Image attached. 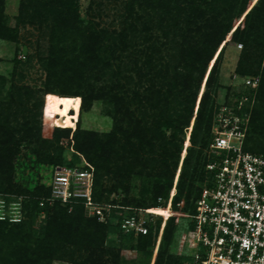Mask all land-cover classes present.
<instances>
[{
  "label": "trees",
  "instance_id": "1",
  "mask_svg": "<svg viewBox=\"0 0 264 264\" xmlns=\"http://www.w3.org/2000/svg\"><path fill=\"white\" fill-rule=\"evenodd\" d=\"M251 1L91 0L82 12L80 0H19L11 23L6 0H0V40L18 44L29 26L44 38L42 50L37 40L39 86L26 83L32 56L15 59L9 81L0 74V94L10 84L6 97H0V193L23 198L19 221L11 220L7 210L13 202L5 200L0 264H53L65 258L73 264H107L106 244L117 239L135 242L133 248L151 256L160 233L158 262L185 263L170 249L179 229L176 217L162 231L159 218L145 236L123 233L120 222L124 208L159 207V198L166 204L173 189V209L195 213L196 201L212 180L208 150L221 106L212 93L220 87L225 47L211 63L223 44L242 45L237 77L260 80L257 89L227 87L223 102L249 116L244 150L264 154V0L247 13ZM110 6L117 19L105 26L102 16ZM244 97L249 101L238 110ZM95 102L112 119L108 132L81 127V114ZM46 103L61 128L43 124ZM71 110H80L74 132L68 128L73 126ZM190 127V146L181 160ZM64 139L72 152L61 145ZM28 147L32 167H74L75 158L83 156L94 168L95 203L112 207L109 219L89 216L80 203L70 211L46 202L51 189L45 183H19L16 168ZM133 177L148 180H143L148 187L140 199L130 197Z\"/></svg>",
  "mask_w": 264,
  "mask_h": 264
},
{
  "label": "built area",
  "instance_id": "2",
  "mask_svg": "<svg viewBox=\"0 0 264 264\" xmlns=\"http://www.w3.org/2000/svg\"><path fill=\"white\" fill-rule=\"evenodd\" d=\"M237 47L241 49L242 45ZM259 82L256 77L244 79L242 84L257 89ZM246 101L249 97H244L237 109ZM248 125V115L240 116L232 106L221 103L208 150L213 157L207 165L212 180L196 201L195 213L171 211L176 194L173 189L166 204L159 198V207L125 213L120 230L145 236L159 218L162 231L167 219L177 216L184 220L179 253L186 258L184 264H264V154L244 150ZM47 186L51 196L46 202H59L70 211L80 203L89 216H97L100 221L109 219L112 207L94 201V168L87 162L83 166L55 167ZM1 209L0 219H4V203ZM11 215L12 221L20 220L21 215Z\"/></svg>",
  "mask_w": 264,
  "mask_h": 264
},
{
  "label": "rangeland",
  "instance_id": "3",
  "mask_svg": "<svg viewBox=\"0 0 264 264\" xmlns=\"http://www.w3.org/2000/svg\"><path fill=\"white\" fill-rule=\"evenodd\" d=\"M91 0H80V7L81 11L85 12L90 4ZM258 2V0H252L249 9L247 10V13L252 9V7ZM18 7H19V0H6V8L5 13L7 20L11 23L14 21V17L18 13ZM245 18V15H243L241 18L237 20V24L243 22ZM103 25L105 26H112L115 23L117 16H116V10L115 6H110L109 9L105 11V13L102 16ZM37 40H39L42 44L41 50L44 48V38L38 34L37 31L33 30L31 26L28 28L22 30L21 40L18 44L11 43L7 41L0 40V74L7 77L8 81L12 77L14 65H15V59H25L28 56L33 57V65L34 67L31 68L27 73L26 83L30 86H39L41 84V81L43 79V73L40 68V64L38 63L37 57ZM229 42V38L227 40ZM238 45H227L223 44L220 49L218 50V53L214 59V61L211 63V67L214 64L215 60L217 59L219 53L224 48L223 52V59L220 65V74H219V85L220 87L212 93L213 97L218 99V102L222 103L223 99L227 93V87H234L238 88L242 84V80L237 77L235 74V69L237 67V62L239 58L240 48L237 47ZM16 49H20L21 53L16 56ZM210 67V68H211ZM10 84L8 83L1 91L0 97H6L7 92L9 90ZM224 87V88H222ZM204 91V87L202 88L201 92ZM57 97V96H56ZM72 98L69 100V104L73 101ZM81 107V104H80ZM70 116L73 118V126L68 127L71 129L72 132L75 131L77 126V121L80 115L79 113L76 114L75 111L71 110L69 111ZM75 117V118H74ZM55 115H53V112H47V103L43 109V117L42 122L44 125L52 126L55 128H61L55 126L54 119ZM57 124V123H56ZM112 119L108 117L104 113V106L101 102H95L93 104L92 109L89 112H85L81 114V127L86 130H92V131H98V132H108L112 128ZM193 127V126H192ZM192 127H190L185 135L183 136L184 139V149L182 152L181 160L186 155V148L190 146V136L192 133ZM61 145L65 148V150H68L72 152V144L70 145V141L67 139H64L61 141ZM31 148H23L17 168L15 177L17 178V181L19 183H25L29 184L31 186H34L36 183L41 182L49 185L52 182V175H53V169L54 167L43 165L39 167H32L31 163ZM198 149L197 147L195 150ZM73 161V160H72ZM71 162V161H70ZM86 160L83 156L78 155L77 158H75V166H83L85 164ZM144 181H148L147 179H143ZM138 177H133L130 184V197L135 199H140L141 197V191L143 188H145L146 185L144 184V181ZM112 184L109 183L108 187H111ZM148 187V186H146ZM172 192V191H171ZM171 196V195H170ZM169 196L168 200L171 198ZM115 195L114 193L111 195L110 199H114ZM6 199H10V202H13V204L9 205L8 213L12 214L15 213V215H21L23 214L20 210L21 203L23 201L22 197H19L17 195L12 194H2L0 193V210H2V205L5 203ZM174 199V196L172 200ZM167 200V202H168ZM7 201V200H6ZM173 209V205H172ZM171 211H177L172 210ZM135 209L128 208L125 210V213L133 212ZM21 211V213H20ZM175 217V216H174ZM177 225L179 227L178 231L176 232L174 243L171 246V253L172 255L178 257L180 256L179 253H181L180 248V239H181V229H184V220L181 219V217H177ZM169 219V218H168ZM167 219V220H168ZM167 222V221H166ZM166 224V223H165ZM161 233L159 234V237L156 240V243L154 247L151 248L150 253L151 256L139 251L132 246L135 245L134 243H131L127 240L117 239L115 242H108L106 244L107 246V254L106 258L109 260V263L107 264H173L172 260H168V258H165L162 262H158V255L161 245ZM53 264H73V262L69 258H65L63 260H55Z\"/></svg>",
  "mask_w": 264,
  "mask_h": 264
}]
</instances>
